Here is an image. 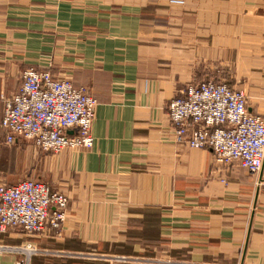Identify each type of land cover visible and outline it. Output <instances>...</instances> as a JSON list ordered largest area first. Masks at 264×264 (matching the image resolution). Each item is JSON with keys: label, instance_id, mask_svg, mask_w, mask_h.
<instances>
[{"label": "crops", "instance_id": "1", "mask_svg": "<svg viewBox=\"0 0 264 264\" xmlns=\"http://www.w3.org/2000/svg\"><path fill=\"white\" fill-rule=\"evenodd\" d=\"M28 68L96 98L90 149L6 142L2 99ZM204 81L264 118V0H0V184L68 197L61 235L0 232V264L25 243L28 264H264V159L251 174L173 141L166 104Z\"/></svg>", "mask_w": 264, "mask_h": 264}, {"label": "built area", "instance_id": "2", "mask_svg": "<svg viewBox=\"0 0 264 264\" xmlns=\"http://www.w3.org/2000/svg\"><path fill=\"white\" fill-rule=\"evenodd\" d=\"M181 94L166 104L174 143L208 149L218 164L236 163L258 173L264 159V118L248 112L246 95L216 81L190 83ZM2 100L1 126L7 143L22 137L52 154L92 147L97 100L71 79L55 78L49 69L28 68L18 91ZM67 203L65 194L40 181L0 184V232L16 228L28 235H61ZM6 250L24 256L15 264H28L41 252L30 243Z\"/></svg>", "mask_w": 264, "mask_h": 264}, {"label": "rangeland", "instance_id": "3", "mask_svg": "<svg viewBox=\"0 0 264 264\" xmlns=\"http://www.w3.org/2000/svg\"><path fill=\"white\" fill-rule=\"evenodd\" d=\"M222 83V82H221ZM228 86V85H227ZM229 87V86H228ZM233 89V88H232ZM234 90H239V89H234ZM240 91H242L243 93H244V91L243 90H240ZM245 94V93H244ZM246 95V94H245ZM246 101H247V97H246ZM260 116V115H259ZM28 177H31V176H28ZM35 177H32V178H26L27 180H35V181H40V182H42V183H44V184H46V185H48L49 186V188H51L52 189V186L50 185V183H48V182H46L45 180H43V179H38V178H35ZM24 180V179H23ZM54 191H56V192H60V193H63V192H61V191H58L57 189H55ZM64 194V193H63Z\"/></svg>", "mask_w": 264, "mask_h": 264}]
</instances>
